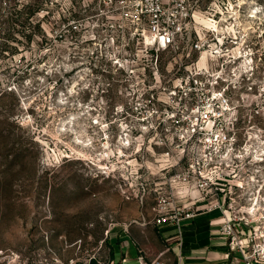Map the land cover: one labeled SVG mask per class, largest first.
<instances>
[{"label": "rangeland", "instance_id": "obj_1", "mask_svg": "<svg viewBox=\"0 0 264 264\" xmlns=\"http://www.w3.org/2000/svg\"><path fill=\"white\" fill-rule=\"evenodd\" d=\"M130 1L0 0L1 252L25 256L46 237L63 262L107 252L113 231L148 222L154 188L174 173L143 126L150 93L166 97L184 63L160 50L155 70L156 52L129 33ZM190 1L199 25L221 11L234 26L231 53L248 50L229 68L260 56L228 123H239L231 179L264 233V0Z\"/></svg>", "mask_w": 264, "mask_h": 264}, {"label": "built area", "instance_id": "obj_2", "mask_svg": "<svg viewBox=\"0 0 264 264\" xmlns=\"http://www.w3.org/2000/svg\"><path fill=\"white\" fill-rule=\"evenodd\" d=\"M130 6L136 29L129 33L156 52L155 70L160 50L180 55L184 63L180 64L183 73L163 88L166 97L152 92L147 98L152 120L143 128L153 133V144L163 150L160 158L174 159L169 165L174 173L162 182L163 187L154 188L156 197L148 222L172 225L180 237L183 221L218 210L222 217L219 233L228 245L227 256L234 251L244 264H264V233L251 225L252 207L239 202L243 183L231 179L234 170L230 167L239 161V155L233 152L239 145V123H228L232 90L240 81H251L261 66L257 60L260 56H251L247 66L240 61L228 67V62L236 63L241 52L248 50L239 49L236 55L230 52L238 37L234 26L221 17V11H213L201 26L203 15L190 0H131ZM247 54H252L251 49ZM45 240L44 248L25 256L0 251V264H119L101 245L84 258L74 254L63 262L48 237ZM150 264L163 263L154 259Z\"/></svg>", "mask_w": 264, "mask_h": 264}, {"label": "crops", "instance_id": "obj_3", "mask_svg": "<svg viewBox=\"0 0 264 264\" xmlns=\"http://www.w3.org/2000/svg\"><path fill=\"white\" fill-rule=\"evenodd\" d=\"M221 222L218 210L203 212L182 222L179 237L172 225L143 221L107 236V254L119 264H150L154 259L163 264H244L234 251L227 256L228 245L219 233Z\"/></svg>", "mask_w": 264, "mask_h": 264}]
</instances>
